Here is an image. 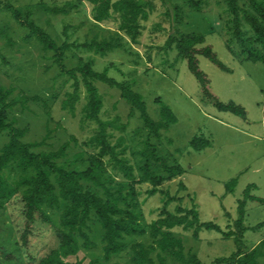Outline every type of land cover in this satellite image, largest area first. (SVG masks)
<instances>
[{
  "label": "rangeland",
  "instance_id": "obj_1",
  "mask_svg": "<svg viewBox=\"0 0 264 264\" xmlns=\"http://www.w3.org/2000/svg\"><path fill=\"white\" fill-rule=\"evenodd\" d=\"M258 1L264 3V0ZM68 2L78 5L67 7ZM173 3L183 6V20L176 23L175 27H172L171 2L155 0L154 9L143 22L144 28L138 43L126 42L127 38L124 37L120 39L121 47L101 55L94 48L82 45L93 39L110 41L116 35L115 28L112 22L95 24L90 17L87 0H0V86L10 89L14 98L18 95L40 97L36 101L27 99L24 104L17 102L13 108L6 110L8 120L14 126L25 129L21 140L28 144L38 143L32 147V151H53L69 141L66 156L61 161H72L77 154L91 151L83 142L93 135L96 125L94 122L82 121V108L87 92L79 73L76 89L74 79L69 74L62 73L61 68L53 62L52 51L42 50L35 38H28V28L20 23L23 18L39 25L57 43L61 44L66 40L80 45L79 48L72 47L66 51L63 58L66 69L85 61L90 62L96 71L107 68L108 76L131 84L133 90L142 96L147 113L153 120L160 119L163 107L168 108L174 117L161 130L159 141L155 143L158 153L162 156L166 154L172 163L179 165L184 171L182 176L160 184L155 194L149 195L147 191L152 188V184L135 164L140 161L139 155L132 153L142 147L145 136L144 133L136 135L135 132L140 125L138 119L141 121L138 112H134L128 119V107L125 100H120L119 90L100 80L89 78L103 99L101 120L106 123L116 121L119 128L129 120L124 130L113 129L111 132L115 142L119 137L123 138L126 154L135 167L138 183L133 188L136 200L144 212L145 234L127 237V248L105 262L102 231L95 217H92L86 230L92 244L80 247L76 254L63 258L66 264H136L137 255L133 245L138 250L139 243L145 249L150 245L155 247L150 256L156 264L160 260L158 255L164 258V264H181L169 253L159 251L149 236L151 222L162 211L174 214L178 207L194 206L200 222L210 221L218 225L225 234L233 233L224 238L215 229L202 228L194 237L193 230L181 227L171 230L182 240L186 258L189 254H194L203 264H226L218 260L228 258L240 249L255 246L252 244L264 235L263 224L255 229H246L241 242H236L233 238L235 221L240 216L239 201L246 199L244 224L254 226L264 223V202L248 198V195H253L264 199V143L260 142L254 150L250 149L240 133V128L245 129L250 123L262 133L264 63L241 61L226 48L220 31L221 19L226 16L224 3L211 1L202 11H190L182 0ZM7 5L20 9L23 18L14 17L5 7ZM28 12L30 15L25 17ZM177 31L183 34L200 33L204 36V43L196 46H209L225 67L220 68L203 54L195 55L199 69L209 80V92L217 96L220 102H233L241 106L248 113L247 119L228 110H219L208 94L203 92L188 68L187 59L179 54L173 43L167 44L170 35ZM73 95L77 97L73 110L69 107L62 108L63 102ZM44 102L47 103L45 107ZM195 135L209 140L208 146L201 151L192 147L191 141ZM7 140V133L0 134V149ZM18 174L17 170L6 171L10 180L17 178ZM121 175L120 172L116 175L115 188L122 184V191L126 192L129 188H125L128 180ZM248 185H251L249 189ZM98 192L104 196L100 189ZM163 201L167 202L166 207H163ZM51 212L58 223L60 211ZM26 222L22 202L13 197L0 213V241L15 245L20 243ZM33 226H36L37 234L50 236V241L56 243L54 229L41 221L39 213L34 214ZM27 237L32 241L31 251L36 257L34 260H40L48 250L38 251L34 236ZM79 243H83L82 238ZM34 247L37 250H33ZM3 257L0 254V258ZM16 257L18 262L16 259H3L1 264H30L23 262V255L19 257L17 254ZM259 261L264 264V257Z\"/></svg>",
  "mask_w": 264,
  "mask_h": 264
},
{
  "label": "trees",
  "instance_id": "obj_2",
  "mask_svg": "<svg viewBox=\"0 0 264 264\" xmlns=\"http://www.w3.org/2000/svg\"><path fill=\"white\" fill-rule=\"evenodd\" d=\"M171 2L172 22L183 20V6L173 3L176 0H161ZM173 1V2H172ZM183 5L190 11H202L208 3L215 1L224 3L226 16L221 19L220 31L224 36L226 48L238 59L264 63V3L258 0H182ZM90 17L97 25L113 23L115 37L110 41H97L93 39L90 43L82 46L99 52L101 55L107 51L121 47L120 39L126 37V42L138 43L142 34L143 22L154 9L155 0H87ZM78 3L68 2L67 7H77ZM17 19L23 18L22 11L5 6ZM56 10V9H55ZM65 12L64 8H61ZM58 11V10H56ZM30 15L26 13L25 17ZM23 27L28 28V38H35L41 45L42 50L52 51V59L61 68V72L69 74L74 79L77 89V73L86 86V102L82 108V121L94 122L96 125L93 135L83 142V145L90 152L77 154L72 161L63 160L69 148V141L63 143L53 151L34 152L32 147L38 143L28 144L21 139L25 135V129L13 125L7 118V109L20 102L24 104L27 99L39 100L37 95L12 97V91L0 86V134L7 133L8 140L0 149V213L5 209L6 204L17 197L25 208L26 224L21 233V242L15 244L0 241V254L4 255L2 260H13L23 255V262L30 264H66L63 258L72 256L81 248L92 244L87 233L88 223L95 217L102 231V252L105 262H109L114 256L122 253L127 248L125 239L130 236H142L145 234L144 212L135 197L133 186L138 183L135 175V167L130 162L126 147L123 146V138L119 137L115 142L113 129L124 130L128 122L122 123L121 127L116 121L106 123L101 120L103 99L97 88L90 79L100 80L112 88L119 90L120 100H125L128 107V119L134 112H138L141 121L138 119L136 135L144 133L142 147L132 151L138 154L140 161L135 163L143 176L152 184L147 192L155 194L157 187L173 178L182 176L184 169L172 163L170 157L163 156L157 152L156 143L160 138L161 130L165 129L174 120L170 110L166 107L161 109V117L158 121L153 120L147 113L145 102L142 96L131 84L125 81H118L108 76L107 68L96 71L90 62H83L76 67L66 69L63 58L66 51L72 47L79 48L77 43L63 41L57 43L51 35L33 21L27 22L25 18L20 21ZM117 36V37H116ZM114 37V38H113ZM113 38V39H112ZM116 39V40H114ZM205 38L200 33L183 34L173 33L170 35L167 44H174L179 54L187 59L188 68L196 77L203 92L207 93L219 110H228L244 117L245 110L233 102L224 103L217 100V96L209 92V80L198 67L197 54H203L220 68L225 69L212 49L205 46H196L204 43ZM90 78V79H89ZM75 95L68 97L63 102L62 108L69 107L72 111ZM47 103L44 102V107ZM167 116V117H166ZM262 116L264 126V102L262 104ZM71 139L75 138L71 136ZM192 147L198 151L208 146L209 140L204 136L195 135L191 141ZM104 158L106 160H104ZM79 163V165L77 164ZM111 170H110V169ZM18 171V177L10 180L6 171ZM120 172L122 178L130 181L124 185L117 184L116 175ZM234 181V180H232ZM128 183H131L129 185ZM183 185L182 181L179 182ZM251 185L247 187L249 189ZM185 188V187H184ZM100 189L104 196L98 192ZM246 189V192L248 191ZM251 200L264 202L263 198L248 195ZM245 202L239 201V218L235 221L234 240L242 241L246 229H255L264 223L254 226L244 224ZM166 207L167 202L163 201ZM169 203V202H168ZM122 204L123 206H121ZM53 210L60 211L58 223L52 217ZM176 213L162 211L160 216L150 224L149 236L153 239L157 249L169 253L172 258L181 264H203L194 255L184 253L182 240L177 238L172 229L181 227L185 230H193V236H197L200 229H215L224 238L232 235L230 232L222 231L213 222H200L198 213L194 206L191 208L178 207ZM39 213L41 221L51 226L55 232L56 243L51 242V237L37 234L38 230L33 226L34 214ZM32 227V228H31ZM238 232V233H237ZM34 236L35 247L38 251H48L41 256L40 260L31 251V238ZM83 239L80 245L79 239ZM133 245L136 251V264H156L150 254L155 247L150 245L147 249L142 244ZM26 246V247H25ZM33 248V250H37ZM159 264H164V258L158 255ZM264 257V238L260 239L255 246L234 252L228 258H221L218 262L226 264H261L259 259ZM18 262V260H17ZM113 264V263H112Z\"/></svg>",
  "mask_w": 264,
  "mask_h": 264
},
{
  "label": "crops",
  "instance_id": "obj_3",
  "mask_svg": "<svg viewBox=\"0 0 264 264\" xmlns=\"http://www.w3.org/2000/svg\"><path fill=\"white\" fill-rule=\"evenodd\" d=\"M247 116H248V113L245 111V115L243 119H247ZM261 125L263 126V116L261 119ZM240 133L245 137V141H246L245 143L246 144L248 143L250 149L254 150L255 147L258 145V143L260 142L264 143V126H263V130L261 134L259 130H256L255 128H253L252 123H250V125H248L247 128L245 129L240 128ZM262 238H264V235L258 238L256 242H254L252 245H255Z\"/></svg>",
  "mask_w": 264,
  "mask_h": 264
}]
</instances>
